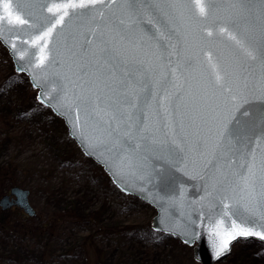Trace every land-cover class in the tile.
I'll list each match as a JSON object with an SVG mask.
<instances>
[{
    "label": "water",
    "instance_id": "1",
    "mask_svg": "<svg viewBox=\"0 0 264 264\" xmlns=\"http://www.w3.org/2000/svg\"><path fill=\"white\" fill-rule=\"evenodd\" d=\"M3 2L25 21L0 20L15 71L122 192L156 208L155 231L200 264L264 243L236 236L216 255L233 225L264 233V0H212L207 17L194 0ZM29 195L14 186L0 207L33 217Z\"/></svg>",
    "mask_w": 264,
    "mask_h": 264
},
{
    "label": "rangeland",
    "instance_id": "2",
    "mask_svg": "<svg viewBox=\"0 0 264 264\" xmlns=\"http://www.w3.org/2000/svg\"><path fill=\"white\" fill-rule=\"evenodd\" d=\"M3 162L13 174L0 180V197L12 180L25 183L37 215L28 217L17 207L5 211L34 231L23 236L0 228V264H200L193 246L152 229L154 207L122 192L84 155L0 43ZM216 264H264V244L239 241Z\"/></svg>",
    "mask_w": 264,
    "mask_h": 264
},
{
    "label": "snow or ice",
    "instance_id": "3",
    "mask_svg": "<svg viewBox=\"0 0 264 264\" xmlns=\"http://www.w3.org/2000/svg\"><path fill=\"white\" fill-rule=\"evenodd\" d=\"M96 3V0H89V3L83 2V0H80V2L77 3H68L64 4L62 6H57L55 8V11H60V7L63 8H87L90 6H94ZM195 3V8L198 10L197 14L200 17H207L213 10V4L212 0H194ZM0 8L3 10V15L0 16V20H4L6 23H20L23 24L25 21L19 16V15H14L12 11V4L11 3H5L3 0H0ZM48 11L53 12V8H49ZM68 12L65 11L59 18L53 23V25L43 34V36L39 37L40 40L45 39L46 37L50 36L52 34V31L54 30L56 24H63L64 22V16H67ZM222 31H224L222 29ZM211 35V33H209ZM232 39L235 40V37H232ZM38 43V41H34V44ZM237 43H239L237 41ZM15 47V46H13ZM251 55V54H249ZM45 57L42 55L40 62H44ZM223 79L222 76L219 74H216V82L219 84L220 81ZM245 184L247 183V178L244 179ZM260 236L261 238H264V233L261 232H253L250 229H245L242 227H239L237 225H233V232L228 234V238L223 240L222 245L220 248L217 250L216 255L219 256L224 249H226L229 241L231 239H234L236 236Z\"/></svg>",
    "mask_w": 264,
    "mask_h": 264
},
{
    "label": "trees",
    "instance_id": "4",
    "mask_svg": "<svg viewBox=\"0 0 264 264\" xmlns=\"http://www.w3.org/2000/svg\"><path fill=\"white\" fill-rule=\"evenodd\" d=\"M12 174H13L12 166H10L8 162H5V163L3 162L2 164L0 163V180L1 181L11 180ZM13 186H21V187L27 188L25 187L27 186L25 185V183H19L16 180H12L11 187ZM20 218H23V217H20ZM57 219H60V217L56 218L55 220ZM62 220H64V218ZM0 228L6 232H9L15 235H23V236H30L34 231L29 226L22 223L21 220H18L17 218L12 219L6 216L5 212L1 210H0Z\"/></svg>",
    "mask_w": 264,
    "mask_h": 264
},
{
    "label": "bare ground",
    "instance_id": "5",
    "mask_svg": "<svg viewBox=\"0 0 264 264\" xmlns=\"http://www.w3.org/2000/svg\"><path fill=\"white\" fill-rule=\"evenodd\" d=\"M157 213V212H156Z\"/></svg>",
    "mask_w": 264,
    "mask_h": 264
}]
</instances>
